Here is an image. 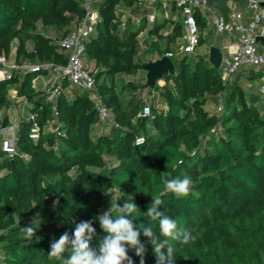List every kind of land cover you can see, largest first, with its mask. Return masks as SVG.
Segmentation results:
<instances>
[{"label":"trees","instance_id":"16d2710c","mask_svg":"<svg viewBox=\"0 0 264 264\" xmlns=\"http://www.w3.org/2000/svg\"><path fill=\"white\" fill-rule=\"evenodd\" d=\"M93 2L99 18L84 54L94 61L90 72L112 120L100 122L87 91L68 78L55 101L36 91L33 80L46 70L0 80V110L16 101L9 96L13 87L35 103L40 129L34 141L29 116L16 132L18 153L9 157L0 148V264H61L49 256L50 244L65 232L72 236L73 221H93L96 247L105 234L95 217L110 202L135 203L134 224L151 223L159 236L158 223L144 214L152 197L161 198L160 211L191 233L186 244L172 241L175 264H264V108L255 88L242 83L246 71L224 83L205 55L184 56L174 62L175 73L164 75L165 84L153 89L151 113L142 116L149 87L136 75L143 70L137 37L144 27L132 29L128 18L120 22L121 10H138L141 2ZM83 16L81 0H0V56L9 59L15 47L17 62L63 65L60 41ZM197 22L205 27L199 14ZM179 25L166 48L180 34ZM161 26L151 29L159 33ZM120 74L133 77L117 83ZM208 102L221 104V111L207 110ZM7 125L4 119L1 127ZM184 175L193 182L187 196L165 190L162 176ZM28 226L36 229L32 237L21 229ZM139 239L146 247L144 264H156L148 238L141 233ZM70 254L68 249L63 257ZM128 255L140 264L133 249Z\"/></svg>","mask_w":264,"mask_h":264},{"label":"built area","instance_id":"2783aa9c","mask_svg":"<svg viewBox=\"0 0 264 264\" xmlns=\"http://www.w3.org/2000/svg\"><path fill=\"white\" fill-rule=\"evenodd\" d=\"M146 7L152 8V12L145 16L151 22L156 18V4L161 2L167 4L172 2L183 17V44L177 51H167L164 56L181 59L192 55L200 43V29L197 22V14L203 18L208 16L217 34H225L228 40L225 46L226 55H222L219 66L221 78L224 83L231 81L232 77L242 69H252L258 74L257 89L264 100V0H246L244 10L231 6L228 16L225 18L209 0H143ZM84 8V16L80 23L72 29L61 41V46L66 53L65 64L36 63L31 61H9L5 56H0V80L10 79L18 71L37 72L41 70L50 71L54 76V83L47 88L48 99L55 101L62 89V83L68 78L75 86L87 91L89 98L93 101L100 122L112 120V112L106 106L96 86L95 77L85 65L84 41L95 30L98 23L99 12L93 0H81ZM132 16L131 13L123 11ZM245 14L248 21L244 22ZM142 17V16H140ZM124 23V22H123ZM54 109V115L57 112ZM222 105L217 108L221 111ZM151 113L149 102H145L141 110L142 116ZM29 120L32 122L30 137L37 141L40 129L35 115L31 114ZM17 130L14 124L0 127V148L6 156L13 157L18 153L16 146ZM137 143H143L144 137L138 136Z\"/></svg>","mask_w":264,"mask_h":264},{"label":"clouds","instance_id":"9594fccd","mask_svg":"<svg viewBox=\"0 0 264 264\" xmlns=\"http://www.w3.org/2000/svg\"><path fill=\"white\" fill-rule=\"evenodd\" d=\"M161 180L165 190L177 198L187 196L193 183L188 175L175 178L162 176ZM162 204L161 198L152 197L151 204L144 213L151 221L158 223L159 236L151 223H141L138 226L134 224L133 220L138 218L135 214L139 212L135 203L125 201L121 206L119 201L110 202V207L95 217L105 234L99 238L96 247L92 246L93 238L97 235L93 221H73L75 227L72 236L65 232L58 240H53L48 254L60 260L61 264H133L128 255L129 249H133L141 257L140 264H144L146 247L139 239L142 233L152 245L156 264H175L172 241L186 244L192 236L177 219L160 211ZM21 229L28 237L34 236L36 232L33 226ZM68 249L71 254L64 258L63 253Z\"/></svg>","mask_w":264,"mask_h":264},{"label":"crops","instance_id":"0c3cea01","mask_svg":"<svg viewBox=\"0 0 264 264\" xmlns=\"http://www.w3.org/2000/svg\"><path fill=\"white\" fill-rule=\"evenodd\" d=\"M140 8L138 10H129V9H123V11H127L132 14V16H129L128 14H125L123 17H121L120 22L124 24L123 22L126 21L128 18V24L132 29H137L138 27H144L140 33L138 34V40L140 44V51L138 58L139 60L144 63L148 61H156L157 59H160L167 51H175L172 47L175 45V43H178L179 39H182V42L179 44V47L183 44V35H184V27H183V17L181 13L176 9L175 5L172 2H168L166 5L159 2L156 4V18L154 22H151L147 16L140 17L141 10L144 8L143 5H146L143 3V0H140ZM246 0H219L218 4L211 3L216 10H218L223 17L228 16V11L231 6H234L238 8L239 10H244ZM139 5V4H138ZM157 5L161 6V15L158 16V9ZM248 14H245L244 22L248 21ZM205 20V27L200 29V35H201V42L196 47L195 52L190 55L192 57L195 56H201L205 55L208 59L210 58V48L212 46H217L222 55L226 52L225 46L228 40V36L225 34H217L214 26L210 19L208 21L206 18ZM132 22L135 24L132 26ZM181 26L180 34H176L175 38H172L169 47H167V38L169 36H174V29L176 24ZM154 23H157L159 25H162L160 28L159 33L154 32L152 30V26ZM127 24V25H128ZM39 30L46 31L51 34H55V31L52 28H46L45 30L40 27ZM144 34V35H143ZM151 39V42H149ZM163 40V42H162ZM150 48H152V51H150ZM165 48V49H164ZM15 47L12 51V54L9 61H15ZM178 59H176L177 61ZM173 63L175 62L172 59ZM85 65L86 67L91 71L94 68V61L89 60L87 57H85ZM245 70V69H242ZM250 71H246L245 77H242V83L245 87H252L254 86L255 92H258L257 89V82L258 78L255 79V81L252 82L253 79H250L249 77H253L254 75H258L255 71L252 69H249ZM139 78L145 79V71L141 70L136 75ZM133 75L128 74H120L116 77L118 80L117 83H119L120 80H126L129 78H132ZM146 80V79H145ZM54 83V76L50 71L42 72L38 74L35 79L33 80V87L36 91L40 92L44 96H48V93L46 91L47 88H50ZM165 84V81H160L158 84L159 86H163ZM79 88V87H78ZM81 89V88H80ZM249 89V88H248ZM83 90V89H81ZM251 90V89H250ZM154 95V90L150 87L147 88V90L144 92V101H149ZM9 96L11 98H16L15 102H12L10 104L4 105L2 109L0 110V127L2 126V122L4 119L8 120V125L14 124L16 125V128L18 130L20 123L24 119H28V117L34 112L33 109L35 107V103L25 99L22 96H18L17 90L11 87L9 89ZM261 107L264 108V100L260 99ZM205 108L209 111H215L217 108V104L213 102H208L205 106Z\"/></svg>","mask_w":264,"mask_h":264},{"label":"water","instance_id":"95a60500","mask_svg":"<svg viewBox=\"0 0 264 264\" xmlns=\"http://www.w3.org/2000/svg\"><path fill=\"white\" fill-rule=\"evenodd\" d=\"M213 4H218L219 0H209ZM152 12V8L146 7L141 13L140 16H145L146 14ZM222 60V53L217 46H212L210 48V58L209 61L213 64L214 67L219 68ZM142 69L145 71L146 84L151 89L164 80V75L167 73H175L176 68L173 61L167 57L162 56L156 61H148L141 64Z\"/></svg>","mask_w":264,"mask_h":264},{"label":"rangeland","instance_id":"374dc122","mask_svg":"<svg viewBox=\"0 0 264 264\" xmlns=\"http://www.w3.org/2000/svg\"><path fill=\"white\" fill-rule=\"evenodd\" d=\"M157 9H158V16H160L161 15V13H162V11H161V6L160 5H157ZM144 9H142L141 10V12L143 11ZM206 18V20L208 21V16H206L205 17ZM135 23L134 22H132V26L134 25ZM144 35V34H143ZM149 42H151V39H150V41ZM162 42H163V40H162ZM178 43H175V45H173V49L175 50V51H177L178 49H179V44L182 42V39L180 38L179 39V41H177ZM180 42V43H179ZM150 51H152V48H150ZM225 55H226V53H224ZM173 60L174 61H176V58L175 57H173ZM245 71H250L249 69H246ZM244 83V82H243ZM244 85V84H243ZM254 87V86H253ZM15 127H16V125H14ZM16 130H17V128H16Z\"/></svg>","mask_w":264,"mask_h":264}]
</instances>
